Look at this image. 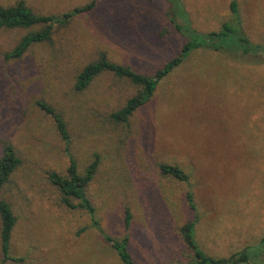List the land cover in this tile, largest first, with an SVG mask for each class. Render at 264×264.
I'll return each mask as SVG.
<instances>
[{
  "label": "rangeland",
  "instance_id": "1",
  "mask_svg": "<svg viewBox=\"0 0 264 264\" xmlns=\"http://www.w3.org/2000/svg\"><path fill=\"white\" fill-rule=\"evenodd\" d=\"M24 1L49 15L92 0ZM230 1L182 0L201 32L229 19ZM236 1L244 32L264 44V0ZM166 8L164 0H95L92 9L56 26L51 41L12 60L4 53L38 26L0 29V142L9 139L21 158L0 197L16 217L10 254L24 258L5 264H124L102 235L125 236L126 208L134 264H190L179 231L193 213L188 189L198 217L194 237L204 253L226 258L250 247V264H264V62L195 50L126 124L109 114L135 93L128 81L104 72L83 91L74 89L78 71L100 54L145 75L173 57L183 40ZM38 101L61 114L68 151ZM95 153L99 165L86 193L97 224L82 208L63 206L48 181L51 172L66 174L69 156L82 172ZM161 163L183 167L190 182L163 176Z\"/></svg>",
  "mask_w": 264,
  "mask_h": 264
},
{
  "label": "trees",
  "instance_id": "2",
  "mask_svg": "<svg viewBox=\"0 0 264 264\" xmlns=\"http://www.w3.org/2000/svg\"><path fill=\"white\" fill-rule=\"evenodd\" d=\"M166 3L165 15L174 30L182 37V44L178 52L167 59L152 75L138 73L128 66L113 63L107 59L104 54H100L98 59L93 60L78 71L74 89L83 91L94 78L101 73L109 72L118 78H122L135 88V93L125 100L122 106L112 111L109 118L115 123L126 124L131 116L143 105L150 101L159 83L181 65L189 54L195 50L205 49L216 52H225L232 56H249L264 62V44L253 42L244 32L242 27V17L238 2L231 0L229 3L230 17L222 22L217 30L201 32L192 27V23L182 0H164ZM95 6V0L82 6H76L70 11L62 14L42 15L36 13L24 0H17L10 5L0 4V29H14L37 27L30 29L18 42L7 52L4 53V59H18L34 44L51 41L56 26H64L73 19L74 16L92 9ZM159 32V35L166 33L165 29ZM38 107L48 116H50L55 127L63 139L68 151L69 134L65 121L61 114L49 103L44 101L37 102ZM0 189L9 182V179L21 164V158L18 149L10 143L9 139H2L0 142ZM99 165V155L94 154L93 160L85 166L82 172L78 171L75 160L69 156V164L66 174L51 172L48 175V181L54 185L60 196V203L67 208H82L94 224L96 214L93 204L86 193V189L96 174ZM178 164L161 163L159 171L163 176L173 179L190 182V174ZM185 199L192 210V216L180 227V235L192 253L190 264H250L253 260L250 255V247L239 252L233 253L226 258H214L204 253L197 245L194 237V227L197 221L195 213V204L193 195L188 189L185 193ZM76 201V203H74ZM131 223V213L128 208L124 214L125 236L113 239L103 236V240L116 249L120 259L124 264H134L130 254L127 251L129 238V229ZM16 224V217L9 201L0 197V255L1 264L7 261L21 262L24 258L13 257L10 254V241ZM261 251L264 250V235L260 240ZM257 251L256 257L261 253ZM255 255V254H254Z\"/></svg>",
  "mask_w": 264,
  "mask_h": 264
}]
</instances>
